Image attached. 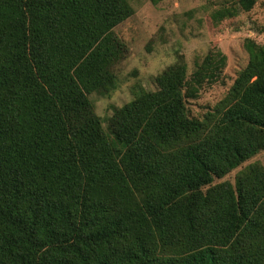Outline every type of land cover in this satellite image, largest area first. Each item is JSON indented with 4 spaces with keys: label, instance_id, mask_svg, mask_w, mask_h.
Here are the masks:
<instances>
[{
    "label": "trees",
    "instance_id": "obj_1",
    "mask_svg": "<svg viewBox=\"0 0 264 264\" xmlns=\"http://www.w3.org/2000/svg\"><path fill=\"white\" fill-rule=\"evenodd\" d=\"M250 12L259 0H236ZM128 0H0V264H264V45L202 119L211 54L135 86L107 128ZM222 12V18L231 11Z\"/></svg>",
    "mask_w": 264,
    "mask_h": 264
},
{
    "label": "rangeland",
    "instance_id": "obj_2",
    "mask_svg": "<svg viewBox=\"0 0 264 264\" xmlns=\"http://www.w3.org/2000/svg\"><path fill=\"white\" fill-rule=\"evenodd\" d=\"M134 14L115 29L127 47V56L116 67L119 83L110 97L91 96L96 114L105 128L114 112L131 102L135 86L157 91L156 78L183 58L189 78L207 56L226 57L221 79L204 84L197 99L188 100L190 115L202 119L228 94L247 67V39L264 45V0L244 12L236 0H128ZM230 10L231 16L222 18ZM225 14V15H226ZM264 164V152L214 185L235 183L240 171L250 164Z\"/></svg>",
    "mask_w": 264,
    "mask_h": 264
}]
</instances>
